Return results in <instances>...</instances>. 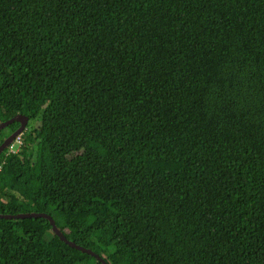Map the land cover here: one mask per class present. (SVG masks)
I'll return each mask as SVG.
<instances>
[{
  "label": "trees",
  "instance_id": "1",
  "mask_svg": "<svg viewBox=\"0 0 264 264\" xmlns=\"http://www.w3.org/2000/svg\"><path fill=\"white\" fill-rule=\"evenodd\" d=\"M17 115L0 214L108 264H264V0H0ZM0 264L102 263L0 218Z\"/></svg>",
  "mask_w": 264,
  "mask_h": 264
},
{
  "label": "water",
  "instance_id": "2",
  "mask_svg": "<svg viewBox=\"0 0 264 264\" xmlns=\"http://www.w3.org/2000/svg\"><path fill=\"white\" fill-rule=\"evenodd\" d=\"M15 122L20 123V127L12 133L8 138H6L3 143L0 145V156L1 154L9 148V146L14 142L15 138L21 134H23L27 130V126L30 122L29 117L24 115H17L15 117H12L11 119H8L7 121H4L0 123V131L4 130L8 126L14 124ZM1 219H26V218H43L47 219L51 226L54 234L60 238L61 241L69 245L71 248H74L83 254H88L93 257H95L98 261H100L102 264H108L106 260H104L99 254L94 252L91 249L82 247L80 245H77L75 242L69 240L65 234L61 231L59 228L57 222L54 220V218L51 215H48L46 213H21L17 215H10V214H0Z\"/></svg>",
  "mask_w": 264,
  "mask_h": 264
},
{
  "label": "built area",
  "instance_id": "3",
  "mask_svg": "<svg viewBox=\"0 0 264 264\" xmlns=\"http://www.w3.org/2000/svg\"><path fill=\"white\" fill-rule=\"evenodd\" d=\"M24 143V139L22 135H19L16 140L13 142V144L9 147V152H18L21 149V146Z\"/></svg>",
  "mask_w": 264,
  "mask_h": 264
},
{
  "label": "rangeland",
  "instance_id": "4",
  "mask_svg": "<svg viewBox=\"0 0 264 264\" xmlns=\"http://www.w3.org/2000/svg\"><path fill=\"white\" fill-rule=\"evenodd\" d=\"M34 124H37V123H36V122H31V123H30V127H33ZM117 254H118V253H117ZM117 254L115 255V257L119 256V255H117Z\"/></svg>",
  "mask_w": 264,
  "mask_h": 264
},
{
  "label": "clouds",
  "instance_id": "5",
  "mask_svg": "<svg viewBox=\"0 0 264 264\" xmlns=\"http://www.w3.org/2000/svg\"><path fill=\"white\" fill-rule=\"evenodd\" d=\"M25 132H26V131H25ZM25 132H24V133H25ZM24 133H23V134H24ZM23 134H21V135L23 136ZM17 137H18V136H17ZM17 137H16V138H17ZM16 138H15V140H16ZM15 140H14V141H15ZM12 144H13V143H12ZM12 144H11V145H12ZM23 144H24V143H23ZM11 145H10V146H11ZM10 146H9V147H10ZM8 149H9V148H8Z\"/></svg>",
  "mask_w": 264,
  "mask_h": 264
}]
</instances>
